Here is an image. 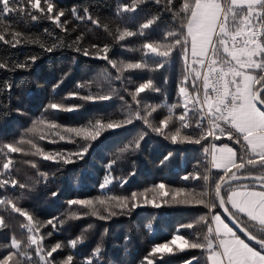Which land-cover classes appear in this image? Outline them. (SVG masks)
Returning <instances> with one entry per match:
<instances>
[{"label": "trees", "instance_id": "1", "mask_svg": "<svg viewBox=\"0 0 264 264\" xmlns=\"http://www.w3.org/2000/svg\"><path fill=\"white\" fill-rule=\"evenodd\" d=\"M52 2V15L58 10L65 12L60 18L63 30L46 19L30 21L8 17L0 23V35H4L5 40H11V33L18 31L21 33L18 39L22 41L15 47L0 41V63L6 65L0 69V179L9 180L6 187H0V200H11L33 216L31 223L34 228L40 227L39 233L30 234L23 227L29 223L25 217L14 212L11 204H0V215L5 217V225H0V258L13 250L11 239L15 237L21 242V249L33 261L37 260L34 255L35 246H27L28 237L32 234L38 238L45 235L42 243L46 250L61 243L62 249L57 250L53 256L62 260L74 253L78 264L81 260L92 258L90 253L100 243L105 230L107 234L103 236L100 264H147L144 258L151 249L157 244L170 242L177 234L185 235L190 242L200 237V242H203L202 237L207 230L201 217L206 215L208 209L196 201H209L214 196V184L211 182L222 174L221 170L213 168L210 163L211 140L214 142L215 139L208 137L199 145L173 144L170 135L174 133L175 127L180 126L176 117L182 113V107L173 110L175 126L164 130L169 133L168 139L154 133L152 127H149V124L159 126L160 119L168 115L169 106L179 102L178 85L183 80L184 64L174 52L172 58L163 67H159L158 61L162 58L156 57L143 45L153 43L160 46L161 51L165 50L164 45L171 43L167 32L179 31L180 20L175 13L183 0H171L170 4L168 0H160L158 4L155 0ZM133 3L137 4L134 12H123V6ZM41 7L46 11L45 0H41ZM85 8L88 10L87 15L98 21V24L87 19ZM149 19L153 20V24L149 29H142V25ZM125 28L132 31L133 35L120 41L118 37ZM78 37L81 39L77 40ZM29 40L39 43H28ZM74 42L87 48L90 55L84 56L75 51ZM41 43L45 47L54 44L58 47L47 52L40 47ZM92 45L99 49L108 45V56L120 71L108 61L95 56L96 50ZM100 55L104 53L101 52ZM31 56L38 57L35 63L28 59ZM24 62L31 67L13 70L15 64ZM127 63H141L142 68L126 69ZM117 75L120 79H116ZM148 79H152L154 87L160 91L146 90L134 100L135 88ZM192 79L193 76L190 75L185 86L190 95H195ZM196 83L199 85V81ZM7 84L11 85L10 91L6 88ZM57 85L59 86L56 87ZM74 92L78 95L70 96ZM80 95H92L93 100L82 101L79 99ZM100 95H108L110 98L100 100ZM52 102L65 106H82L73 112L47 109V105ZM144 117H147L149 124L144 122ZM128 119L132 120L131 124L125 123ZM39 120L44 123H36ZM96 120L105 125L109 122L121 123L122 127L102 130L101 136L91 143L90 152L82 160L66 166L45 161L39 155L33 156L35 149L31 144L21 143L32 140L47 152L61 151L67 155L76 151L78 144L66 142L69 135L66 129H94ZM52 123L57 127L51 128ZM34 127L36 131H30ZM222 127L226 129L225 134L220 135L217 131L216 135L220 136L217 141L231 145L237 155H241V145L229 140L227 126L222 124ZM185 134L198 135L199 129L193 123L192 127L181 129V137ZM60 135H64L66 140H59ZM52 139L57 142H49ZM74 139L84 143L81 138ZM137 141L140 142L138 149ZM6 143L21 147L23 151L5 156L7 149L3 145ZM205 148L209 150L207 153ZM124 149L127 151H122ZM169 153L172 154L171 159L162 165ZM117 156L122 158L111 171L114 179L101 189L100 185L109 171L107 166ZM6 159L12 160L7 177L2 168ZM33 163L37 165L36 168L32 167ZM40 173L45 176L42 177ZM189 173L197 178L185 181L183 176ZM203 175H208L209 181H204ZM120 177L126 181L122 185L118 179ZM13 179L26 187L20 189L18 184L13 187ZM161 182L165 183L168 196L161 197L153 191H147L146 197L139 195ZM176 188H183L184 191L173 200ZM54 192L58 193L55 197L52 196ZM133 192L138 193L136 203L140 204V207L134 209L131 208L133 201L130 199L127 208H121L117 206V201L108 199L113 196L130 198ZM20 193H24V196L20 197ZM153 197L154 202L161 205L160 208L153 207L151 202L144 203L145 198L152 201ZM73 199L92 200L100 214L107 216L109 213L104 208L109 207L116 215L100 220L98 216L90 214V209L70 205L69 201ZM101 199L105 200V205L98 203ZM183 200L189 203H177ZM216 211L222 212L219 209ZM50 219L56 224L55 229L47 224ZM189 223L192 224L191 229L182 227ZM89 225L93 227L88 229ZM148 225L151 227H147ZM47 232H52V236L47 237ZM82 233L86 235L84 242L78 244L76 249H71L69 242L78 239ZM250 242L255 245V242ZM172 248L174 254H157L154 264H182L193 256L201 257V264H204L206 253L203 249L179 252L176 246L172 245ZM14 260L16 264H24L25 257H14Z\"/></svg>", "mask_w": 264, "mask_h": 264}, {"label": "snow or ice", "instance_id": "2", "mask_svg": "<svg viewBox=\"0 0 264 264\" xmlns=\"http://www.w3.org/2000/svg\"><path fill=\"white\" fill-rule=\"evenodd\" d=\"M155 2L158 4L160 0H155ZM168 3L170 4L171 0H168ZM45 4L46 11L41 7V0H0V23L8 17L24 18L30 21L46 19L53 21L57 27L63 30L64 25L60 23V18L65 15V12L58 10L55 15H52L54 3L52 0H45ZM136 7L137 4L133 3L123 6L122 10L131 13L136 10ZM84 11L87 19L92 20V17L87 15V8ZM41 13L44 14L40 15ZM73 14H75V9ZM175 16L180 20L179 31L167 32V38L171 39V43L164 45V51H161L160 46L153 43H146L143 47L155 54L156 57L162 58L158 61L159 67H163L164 63L172 58L174 52L182 59L184 76L178 85L180 100L169 106L168 115L160 119L159 126L153 127L149 124L147 117H144V122L152 127L154 133L168 139L169 133L164 130L175 126L173 110L182 107V113L176 117L180 126L175 127L174 133L170 135L173 144L199 145L202 140H206L208 137L219 140L220 136L216 133L219 131L220 135L225 134L226 129L222 127L223 124L228 128V139L241 145V155L238 156L234 148L228 144H223L219 148L215 144L212 145L211 166L221 170L222 174L211 182L214 184V196L209 201L204 199L196 201L197 204L208 209L206 215L201 217L207 230V233L202 237L203 242H200V237L190 242L185 235L177 234L172 237L170 242L155 245L144 259L147 264H154L157 254H174L172 248L174 245L179 252L186 249H203L206 253L204 264H264V0H183ZM78 18L84 19V17ZM92 23L98 24V21L92 20ZM152 24L153 20L149 19L142 25V29H149ZM132 35L133 32L125 28L118 39L123 41ZM20 36V32L13 31L11 40H5L4 35H0V41L15 47L22 42L18 39ZM80 39L81 37L77 38V40ZM27 42L39 43V41L33 40ZM40 47L47 52H52L58 46L54 44L45 47L41 43ZM91 47L96 50L95 56L108 61L113 68H117V64L113 63L108 56V45L102 49L96 45ZM74 50L84 56L90 55L87 48H83L75 42ZM101 52L104 55H100ZM28 59L35 63L38 57L31 56ZM189 59H191V63H189ZM5 67L4 63H0V69ZM30 67L31 65L27 62L18 63L14 65L13 70ZM125 67L126 69H141L142 65L141 63H127ZM117 71L119 72L120 69L117 68ZM190 75L193 76L192 85L195 95H190L185 86ZM116 79H120V76L117 75ZM201 80L202 87L196 83ZM6 88L10 91L11 85L7 84ZM146 90L160 91L159 88L154 87L153 80L148 79L147 82L140 83L135 88L133 99L135 100ZM77 95L75 92L70 94V96ZM109 98L108 95L98 96L100 100ZM79 99L90 101L93 100V96L80 95ZM121 99L123 98L121 97ZM81 106H65L52 102L47 105V109L73 112ZM189 113H191V117H189ZM36 123L43 124L44 121L39 120ZM125 123L131 124L132 120L128 119ZM193 123L195 128L199 129V134H185L181 137V129H188L193 126ZM50 127L56 128L57 125L52 123ZM121 127V123L109 122L105 125L100 120H96L94 129L89 127L67 128L66 132L69 135L66 142L78 144L77 150L67 155L61 151L47 152L32 140L21 141V143L31 144V147L35 149L32 153L33 156L39 155L45 161H52L58 166H66L82 160L90 152L91 143L101 136L102 130H115ZM30 131L35 132L36 128L30 129ZM73 134L74 137L81 138L84 143L81 144L74 139ZM40 139H44V137H40ZM59 140L64 141L66 137L60 135ZM49 142L56 143L57 141L52 139ZM3 147L7 149L5 156L23 151L21 147L14 146L12 143H6ZM139 147L140 142L137 141L136 148ZM122 151H127V149ZM204 151L207 153L209 150L205 148ZM171 156L172 154L169 153L162 161V165L166 164ZM121 158V156H117L107 166L109 171L104 182L100 185L101 189L112 183L114 178L111 176V171ZM11 164L12 160L6 159L2 165L5 177L9 174L8 170ZM32 167L36 168L37 165L33 163ZM40 175L45 176L44 173H40ZM196 178L192 173L183 176L185 181ZM118 179L121 185L126 182L123 177ZM202 179L209 181V176L203 175ZM76 180L79 181L78 176ZM8 184L7 178L0 179V187H6ZM11 184L15 187L18 182L13 179ZM18 186L20 189L26 187L23 183H19ZM257 187L259 190H256ZM165 189V183L161 182L139 195L146 197L147 191H153L161 197H166L169 193ZM183 191V188H176L172 199L175 200L176 196ZM57 194L54 192L52 196L55 197ZM23 196L24 193H20V197ZM108 199L117 201V206L121 208L128 207L129 199L133 201L131 208L140 207V204L136 203L137 192H133L130 198L128 196H113ZM154 201L155 197L152 201L145 198L144 203L151 202L153 207L160 208L161 205ZM98 203L105 205V200L101 199ZM177 203L188 204L189 201L183 200L177 201ZM0 204H11L14 212L25 217L29 223L23 227H26L30 234L40 232V227H33L31 223L33 216L29 215L27 211H23L11 200L2 199ZM69 204L90 209V214L98 216L100 220H107L116 215L114 211L109 210V207L104 208V211L109 213L107 216L100 214L94 202L88 199H73L69 201ZM217 209L222 212L216 211ZM87 214L85 213V215ZM72 215L76 216V213ZM47 224L52 225L53 229L56 228V224L51 219L47 221ZM0 225H5L4 215H0ZM92 227L89 225L88 229ZM147 227L150 228L151 225ZM182 227L191 229L192 224L189 223ZM52 234V232H47L46 236L51 237ZM106 234L107 230L102 234L100 243L90 253L92 258L81 260L79 264H100L103 236ZM44 239L45 235L38 238L37 235L32 234L28 237L27 246H35L34 255L38 258L33 261L29 254L21 249V242L13 237L11 249L14 251L10 250L6 255H3L0 258V264H16L14 257L19 256L25 257L24 264H78L74 253L58 260L53 254L62 249V244L58 242L46 250L42 243ZM85 239L86 235L82 233L78 239H72L68 246L71 249H76L77 245L82 244ZM250 241H254L258 247L253 246ZM193 262L201 264V257L193 256L182 264H193Z\"/></svg>", "mask_w": 264, "mask_h": 264}, {"label": "rangeland", "instance_id": "3", "mask_svg": "<svg viewBox=\"0 0 264 264\" xmlns=\"http://www.w3.org/2000/svg\"><path fill=\"white\" fill-rule=\"evenodd\" d=\"M215 144L217 148L221 147L224 143L220 144L216 139L214 140V142L212 143V145ZM212 145H211V151H212ZM229 145V144H228ZM230 147H232L231 145H229ZM234 148V147H233ZM235 150V148H234ZM236 151V150H235ZM256 190H259V188H257ZM227 222V221H226ZM251 243V242H250ZM252 244V243H251ZM253 246H256L254 244H252ZM257 247V246H256Z\"/></svg>", "mask_w": 264, "mask_h": 264}, {"label": "built area", "instance_id": "4", "mask_svg": "<svg viewBox=\"0 0 264 264\" xmlns=\"http://www.w3.org/2000/svg\"><path fill=\"white\" fill-rule=\"evenodd\" d=\"M199 85L202 87V80H201V81H199ZM211 139H212V137H211Z\"/></svg>", "mask_w": 264, "mask_h": 264}, {"label": "water", "instance_id": "5", "mask_svg": "<svg viewBox=\"0 0 264 264\" xmlns=\"http://www.w3.org/2000/svg\"><path fill=\"white\" fill-rule=\"evenodd\" d=\"M227 179V178H226ZM254 242V241H253Z\"/></svg>", "mask_w": 264, "mask_h": 264}, {"label": "crops", "instance_id": "6", "mask_svg": "<svg viewBox=\"0 0 264 264\" xmlns=\"http://www.w3.org/2000/svg\"><path fill=\"white\" fill-rule=\"evenodd\" d=\"M258 188V187H257Z\"/></svg>", "mask_w": 264, "mask_h": 264}]
</instances>
